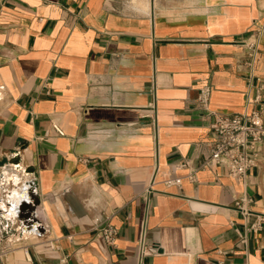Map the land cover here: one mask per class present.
<instances>
[{
    "label": "crops",
    "instance_id": "crops-1",
    "mask_svg": "<svg viewBox=\"0 0 264 264\" xmlns=\"http://www.w3.org/2000/svg\"><path fill=\"white\" fill-rule=\"evenodd\" d=\"M262 21L264 0H0V264H264V144L243 180L163 183L214 114L264 105Z\"/></svg>",
    "mask_w": 264,
    "mask_h": 264
},
{
    "label": "built area",
    "instance_id": "built-area-1",
    "mask_svg": "<svg viewBox=\"0 0 264 264\" xmlns=\"http://www.w3.org/2000/svg\"><path fill=\"white\" fill-rule=\"evenodd\" d=\"M252 29V33L259 34L264 30V21L257 24ZM257 41L247 42L248 48L253 51L257 48ZM262 86L255 95L254 101L258 102L262 97ZM211 86L208 84L199 88L197 104L206 109ZM52 130L56 134H62V131L55 125ZM210 130L213 140L209 146L208 152L203 160L196 166L191 165L188 159H181L174 163L173 171L187 168L183 176H177L168 173L163 180L166 186H180L183 178L196 181V173L200 170L212 169L214 166L224 168L227 174L236 180H243L246 172L254 166H257L261 159L262 144H264V105L243 112L216 113L210 124ZM249 199L242 194L234 200L235 206L246 215L248 210L245 204ZM259 223L254 224L256 227ZM101 239L107 245H114L117 228L110 223H105L98 228Z\"/></svg>",
    "mask_w": 264,
    "mask_h": 264
},
{
    "label": "bare ground",
    "instance_id": "bare-ground-1",
    "mask_svg": "<svg viewBox=\"0 0 264 264\" xmlns=\"http://www.w3.org/2000/svg\"><path fill=\"white\" fill-rule=\"evenodd\" d=\"M19 159V157L17 156V155H14L13 157H12V163L13 162H15V161H17ZM15 164V163H14ZM15 168H17V166L15 165L14 166ZM26 171H28V170H26ZM27 187V186H26ZM29 188V187H28ZM34 193V192H33ZM28 195L29 196H33V194H32V192H31V190L30 189H26V188H24L23 190H22V192H17L16 194H14L13 193V195L11 196V203H10V205H11V208H12V211L17 215V216H19L20 217V219L19 220H25V222H27L28 220H27V218H28V211L30 210V207L28 206V201H27V199H29V198H27L28 197ZM33 198H34V196H33ZM34 199H36V198H34ZM36 201V200H35ZM32 204H34V203H32ZM83 204V203H82ZM28 206V207H27ZM37 207V206H36ZM31 209H34V208H32L31 207ZM35 210H36V208H35ZM35 210H33V211H35ZM32 214V213H31ZM31 217V216H30ZM29 219V218H28ZM32 220V219H31ZM34 221V220H33ZM32 222V221H31ZM36 222V221H35ZM21 223V222H20ZM26 224V223H25ZM33 224V223H32ZM37 224V226H38V223H36ZM30 225V224H29ZM34 226H36L35 224H34ZM36 226V227H37ZM30 227H32V226H30ZM33 229V228H32ZM31 229V230H32Z\"/></svg>",
    "mask_w": 264,
    "mask_h": 264
},
{
    "label": "water",
    "instance_id": "water-1",
    "mask_svg": "<svg viewBox=\"0 0 264 264\" xmlns=\"http://www.w3.org/2000/svg\"><path fill=\"white\" fill-rule=\"evenodd\" d=\"M28 171L30 170V169H27ZM35 196L37 197V203H36V205L35 206H37L38 204H39V199H38V195L35 193ZM37 216V215H36ZM42 228V227H41ZM43 232V228H42V231H41V233Z\"/></svg>",
    "mask_w": 264,
    "mask_h": 264
},
{
    "label": "rangeland",
    "instance_id": "rangeland-1",
    "mask_svg": "<svg viewBox=\"0 0 264 264\" xmlns=\"http://www.w3.org/2000/svg\"><path fill=\"white\" fill-rule=\"evenodd\" d=\"M0 257H1L2 259L5 258V256H4L3 253H1V252H0Z\"/></svg>",
    "mask_w": 264,
    "mask_h": 264
}]
</instances>
